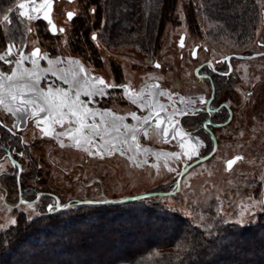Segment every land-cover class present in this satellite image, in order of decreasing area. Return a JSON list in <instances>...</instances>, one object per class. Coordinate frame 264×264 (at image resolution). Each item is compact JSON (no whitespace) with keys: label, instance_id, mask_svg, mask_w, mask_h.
I'll return each instance as SVG.
<instances>
[{"label":"rangeland","instance_id":"obj_1","mask_svg":"<svg viewBox=\"0 0 264 264\" xmlns=\"http://www.w3.org/2000/svg\"><path fill=\"white\" fill-rule=\"evenodd\" d=\"M26 2L27 0H14L12 6L0 15V32L3 34L2 42H0V54H6L7 46L9 45L14 46L12 49L14 53L17 49L31 53L36 47L40 48L42 54L47 52L49 55L60 56V54L68 55L73 52L72 49H68L67 44L70 42V35L75 21L68 22L65 14L68 11H74L78 14L77 18L81 16L82 0H53V21L56 26L63 27L66 31L64 33L57 32L55 35L50 34L47 37L44 36V33H39L35 19L29 21L20 17L19 12L21 10L18 5ZM199 2L197 0H176L174 12L176 21L165 26L160 39V46L153 54L146 55L143 51L135 48H110L98 38L97 41H91V43L96 51V57L101 58L100 61L104 64L103 68L99 69L89 65L87 60H83L84 58H93L98 61L82 39V42H78L77 46L78 53L83 58L81 62L87 66L89 72L93 74L101 73L105 79L110 80L108 64L109 61H114L121 65L124 80L130 77L134 78L136 82L144 77L146 79L159 78L160 72L163 73L167 70L164 66L160 70L155 66L152 69H148V63H153L154 60L160 61L162 65H170L176 71L177 55L182 52L177 46L181 34L185 35L187 45L199 42L214 53H226L239 48L240 45H233L226 38L209 36L210 27L207 26V21L202 14L203 5L201 2L199 4ZM131 3V0H122L119 6L125 8L124 12H127ZM187 3H191L195 7V29L190 28L186 19L184 5ZM257 3L260 13L259 21L252 38L241 46H248L255 38L264 37V18L262 17L264 14V0H257ZM198 6H200V11ZM237 6L235 3L228 4L225 11L231 12ZM4 15H10L11 25L3 22L2 18ZM117 15H119V19L123 18V14ZM103 22L105 23L104 20ZM103 22L100 26H103ZM29 28L32 31H28ZM91 32L92 36L93 34L97 35L98 31L93 29ZM91 36L90 40H92ZM17 56H12L14 61ZM148 60L150 62L146 63ZM28 64L29 66L25 63L23 67L31 69L30 61ZM39 68L43 70L41 67ZM54 69L58 74L61 71L57 67L52 70ZM166 81H170L169 72L166 73ZM40 86L42 87V83H40ZM1 106L3 109L0 111V118L9 125L16 124L19 128L20 136L16 141L19 147L17 152H23L24 156L21 157L19 154L14 156L20 164L18 169L12 167V160L9 158L5 157L0 160V235L14 228L19 217H24L27 221H30L44 215L46 202H52L55 199L49 196H42L37 199L34 195L35 191L53 193L59 201L66 203L70 200L79 201L85 199L119 200L127 196L150 191L169 192L176 188L177 173L180 172L185 160L179 155L176 142L160 141L153 134V128L148 131L147 135L144 134V131L140 132L143 126L140 128V144L143 147L139 148L132 140L131 133H127L120 125V133H123L127 138L123 154L119 151L108 152L105 150L103 157H101L95 154V148L92 149L94 154L89 155L85 151L87 146L75 147L67 136H57L55 134L66 131L67 125L65 128L53 125L55 133L52 136L43 137L40 129L36 126L34 118L30 119L28 114L22 113L16 117H20L21 122L15 123L13 120L15 116L10 119L12 114L7 111L6 104ZM72 126L73 128L77 127L75 124ZM108 129L109 138L116 136H113L112 127H108ZM86 134H89L88 130ZM5 140V138L0 139V155L3 149V141ZM94 140L97 144L102 143L99 136L94 137ZM147 145H153L151 150L150 147L146 148ZM247 159L248 166L246 169L250 176L256 169L255 159L252 157ZM17 171L20 187L24 193L22 194V199L26 201L37 199L31 204L36 212H40L39 216L28 208V204H17L18 188L15 177ZM216 171H211V167L208 166L190 169L180 180L179 189L176 193L147 197L140 201L150 205L158 204L166 209L180 212L202 230L206 229L207 225H211L213 220H221L223 222L227 219L229 221L227 224H235L234 222L240 219V213L245 206L250 205L253 201L260 200L255 197L253 188L242 184L238 174L234 178L227 173L219 171L215 173ZM3 187H6L8 191L6 196ZM15 203L17 204L16 206H11L15 205ZM41 209H43L42 212ZM261 215H264V212L257 211L255 216H250L245 212L244 223L255 222ZM12 220H15L16 223L12 224ZM89 226L90 224L79 225V229L84 232L83 228ZM164 236L167 235L164 234ZM97 239L100 241L91 243L96 250H103L110 246V241H106L105 237L103 239L98 237ZM23 247L24 244L19 245L18 251L23 249ZM139 247H141L139 243L133 246L134 250ZM107 250L109 251V249ZM233 250H235V246L231 247V251ZM247 255L250 256L249 249L243 252L241 257L244 258ZM105 256V253H97L91 258L93 263H97L98 259L101 260ZM4 262L0 256V264H4ZM49 262L45 264L57 263L51 259ZM10 264H23V262ZM240 264L245 263L240 261Z\"/></svg>","mask_w":264,"mask_h":264},{"label":"trees","instance_id":"obj_2","mask_svg":"<svg viewBox=\"0 0 264 264\" xmlns=\"http://www.w3.org/2000/svg\"><path fill=\"white\" fill-rule=\"evenodd\" d=\"M121 1L82 0V15L74 20L70 35L73 51L78 52V42L83 39L96 57L90 41L93 29L110 48H135L146 55L159 48L165 26L176 21V0H131L127 12L119 6ZM197 1L203 5L209 36L223 37L240 46L252 38L260 17L257 0ZM13 3L0 0V15ZM231 3L237 8L226 12ZM93 6L97 8L95 15L86 11ZM184 8L190 28L195 29V7L187 3ZM117 14H123V18ZM35 21L39 33L46 37L51 34L42 19ZM2 36L0 32V42ZM140 200L45 212L30 221L19 217L14 228L0 235V256L4 264H45L50 259L55 264H264V215L242 225L213 220L202 230L180 212ZM85 224L90 226L83 232L79 225ZM103 236L110 246L96 250L91 243ZM137 243L141 247L134 250ZM21 244L24 247L18 251ZM233 246L235 250L231 251ZM247 249L250 256L241 257ZM97 253H105L106 259L93 263L91 257Z\"/></svg>","mask_w":264,"mask_h":264},{"label":"flooded vegetation","instance_id":"obj_3","mask_svg":"<svg viewBox=\"0 0 264 264\" xmlns=\"http://www.w3.org/2000/svg\"><path fill=\"white\" fill-rule=\"evenodd\" d=\"M264 18V14L262 16ZM264 22V21H263ZM264 25V24H263ZM47 28V26H46ZM60 27L57 26V29ZM59 32V31H57ZM183 35L184 47H180V39ZM178 39L177 46L182 50L177 55L176 71L172 69L170 65H162L160 61L154 60L153 63L149 60L148 69H152L157 63L162 69L164 66L167 69L165 72H160L159 78L146 79L140 78L135 82L134 78H128L124 80L123 70L119 63L109 61V78L105 79L101 73L93 74L89 72L87 66L84 65L81 60V55L73 51L64 55H49L50 58L56 59L60 57L63 63L48 65L46 61H40L39 67L42 69H49L48 72L42 74V88L48 89V85L54 84L58 87L68 88V85L63 84L62 81L56 79L51 75L53 68L63 70L64 74L68 75V78H72V74L76 73L79 84L77 86L89 87L93 81L86 80L85 77H99L103 78L106 83L117 84L120 87L115 89H106L105 97H96L91 104H88L90 108H96L99 110H109L110 115L107 120V127H112L113 124L119 127L122 123L135 126L137 128L142 127V122H137L131 118V113L135 112L138 116L148 115L149 111H160L159 105L163 104L166 107L167 113H171L173 108L185 109L188 113L187 116L181 117V128L185 132H191L194 137H198L200 143L198 148L200 152L199 163L191 167L190 169L200 167H211V171L217 170L222 173H227L231 177L238 174V178L242 184L250 186L255 191V197L258 200H264V37L255 38L250 45L240 46L235 50H231L226 53H214L207 46L201 45L199 42L187 45L185 42V35L181 34ZM93 41V40H90ZM69 50L72 49L70 42L67 44ZM37 48V47H36ZM34 50V49H33ZM32 50V51H33ZM193 50L196 51V57L192 55ZM225 57L230 58L229 63H222ZM19 58V56H17ZM16 58V59H17ZM13 61L11 65L1 62L0 72L5 74V79L2 82L4 88L0 91L3 92L6 106L9 104L8 85L6 77L9 76L16 67L13 57H10ZM98 61L93 58H84L87 63L93 67L102 69L104 64L100 61L101 58L96 57ZM151 60V59H150ZM69 61H75L76 63H69ZM29 66L28 62H25ZM208 64H212L218 72L214 73L207 68ZM25 66V64H24ZM83 67L84 73H80L79 69ZM10 69V70H9ZM144 69V68H143ZM146 70V68H145ZM199 70V73L198 71ZM170 73V81H166V73ZM219 72H228V75H220ZM175 77V78H174ZM175 85V86H174ZM127 86L128 91H124V87ZM158 86V87H157ZM170 93L171 98L168 95H161V93ZM75 94L73 89L72 95ZM131 97V99H129ZM203 97L206 103L201 105L199 98ZM81 99L87 102L89 97L81 96ZM133 100L136 102L133 103ZM195 101L193 105L190 102ZM193 107L202 109L196 115H192ZM211 107L212 113L209 115L207 109ZM3 107L0 105V111ZM22 113L15 115L14 122H21L20 117L16 118ZM165 116V113H161ZM115 118H123L113 119ZM13 118V115L10 119ZM166 118V117H165ZM27 119V118H26ZM211 121V125L208 129H204L203 125ZM88 123H92L89 119ZM96 123H100V118L97 116ZM0 139L5 138L2 146V153L0 160L5 157L15 160L20 166L17 159L14 156L18 155L17 140L20 136L19 128L16 124H7L0 118ZM16 125L17 127H13ZM218 125H223L218 127ZM73 127V126H71ZM13 129V134H10L6 129ZM153 128L154 135L162 142H176L178 153L185 160L180 172L185 168V165L196 161L194 157L191 161L183 155L187 151V147L180 148L177 139H166L163 133L155 127V119L151 121V127L143 125L142 130H149ZM113 130V129H112ZM86 133V129L84 130ZM136 134V139L133 140L139 148H142L140 144L141 134ZM117 135L113 131V136ZM152 137V136H151ZM16 142V143H15ZM189 141L185 142L187 145ZM153 145H147V149ZM209 157L207 160L203 158ZM236 156L242 157L237 161L231 169L227 168V162ZM252 157L255 159L256 169L254 173L248 175L247 158ZM189 169V170H190ZM188 170V171H189ZM217 171L215 173H217ZM179 172V173H180ZM185 175V174H184ZM182 175L181 179L184 177ZM178 176V175H177ZM16 181L18 188V203L20 204L22 199L23 190L20 187L18 171L16 173ZM180 179V180H181ZM31 190V189H30ZM5 196L8 195L6 187H3ZM39 193H47L41 194ZM35 197L39 199L42 196H49L53 199L57 196L53 193L44 191H35ZM30 201L23 200L24 203H31ZM54 201L46 202L45 211H47V205L55 203ZM9 204V203H8ZM11 205L16 206L17 205Z\"/></svg>","mask_w":264,"mask_h":264},{"label":"snow or ice","instance_id":"obj_4","mask_svg":"<svg viewBox=\"0 0 264 264\" xmlns=\"http://www.w3.org/2000/svg\"><path fill=\"white\" fill-rule=\"evenodd\" d=\"M20 17L26 18L31 21L33 19H42L46 21V26L48 27V31L55 35L57 31L60 33H64L66 31L65 28L61 27L57 29L56 24L53 22V19L50 18V14L53 9V0H27L26 3H20L18 5ZM11 11V10H9ZM86 11H90L93 15L96 14L97 8L95 6L91 8H87ZM78 14L74 11H68L66 13L67 21L73 22L77 18ZM3 22L11 25L12 21L10 19V15H4L2 18ZM28 31H32L31 28ZM93 41H97L98 37L96 34L91 36ZM13 45L7 46V53L0 54V62L8 63L11 65L13 61L9 59L14 55H18L19 59L14 61L16 67L13 68L11 75L7 76L6 79L9 81L8 85V97L9 104L7 105V111L15 116L17 113H26L29 115V118L35 119L36 126L40 129L43 137L52 136L55 133V128L53 125H59L61 128H65L67 125V129L64 132L55 133L57 136H67L69 140H71L75 147H85V151L89 153V155H93L92 149L95 148L96 155H100L103 157L105 150L108 152L119 151L123 154L124 144L127 143V138L123 133H120V128L116 127L115 124L112 125L113 131L117 133L116 136L109 138V129L106 126L108 123L107 118L112 115L109 110H99L96 108L88 107V104L93 102V99L96 97H105L106 89H115L120 87L117 84H109L103 78L99 77H85L86 80H92L93 83L89 87L77 86L79 81L77 79L76 73L72 74V78L69 79L67 74L63 73V70L58 74L56 71H52L51 75L56 79L62 81L63 84L68 85V88L65 89L63 87L55 86L54 84H49L47 91L40 86L42 79V72L46 73L49 69L40 70L39 62L46 61L48 65L60 64L63 63L60 57H56V59H52L49 57V53H41L40 48H35L31 53H27L25 50L17 49L14 53L12 51ZM180 47H184L183 38L180 41ZM193 57H196V51L192 52ZM228 57H225L222 63H229ZM31 63V69L23 67L25 62ZM69 63H76L75 61H69ZM155 67L159 68L160 65L157 63ZM231 67L229 63V68ZM207 68L212 72H218L212 64H208ZM199 73V70H197ZM80 73H84L85 69L81 67L79 69ZM220 75H228V72H219ZM5 79V74L0 72V81ZM158 87V86H157ZM4 88V84L0 82V90ZM73 89H75V94L72 95ZM124 91L127 92V86L124 87ZM161 95H168L171 98L170 93H161ZM81 96L89 97L87 102L81 99ZM131 99V97H129ZM136 101L133 100V103ZM191 104H195V101H191ZM199 103L204 105L206 103H210L206 101L203 97L199 98ZM0 105H5V99L3 92L0 91ZM160 111H149L148 115L138 116L137 113H131V118L135 121L142 122L143 125H148L151 127V121L155 119V127L160 132L163 133V136L166 139H177L180 148L187 147V151L183 153L188 159L191 161L194 157L200 161V152L198 148V137H194L191 132H185L181 128V117H185L188 113L185 109L173 108L171 113H167L166 107L163 104L159 105ZM202 111V109H198L193 107L192 115H196ZM164 112L165 116H162L161 113ZM207 113L211 115L212 108L209 107L207 109ZM43 114V116H41ZM99 116L100 123H96V118ZM166 117V118H165ZM22 118V117H21ZM91 119L92 123H88V120ZM120 119L123 118H115ZM73 124L77 125V127H71ZM43 125V127H41ZM211 125V121L206 122L203 127L204 129H208ZM3 126V125H0ZM121 126L126 130L127 133H131L132 140L136 139V134L140 131L139 128L135 126H131L128 124H121ZM223 125H218V127H222ZM17 127L16 125L13 126ZM85 129L88 130L89 134L85 133ZM10 134H13V129H6ZM144 134L147 135V129H144ZM99 136L102 143L97 144L94 140V137ZM189 141L187 145L185 142ZM63 146V145H61ZM19 155L21 157L24 156L23 152H20ZM175 155V154H174ZM209 157L205 156L203 159L207 160ZM242 157L236 156L235 158L229 160L227 162V168L231 169L237 161L241 160ZM12 167L14 169H18L19 165L15 160L12 161ZM190 165H185L184 173H177L178 175H184L188 172ZM171 171V169H170ZM264 179V177H262ZM21 203H24L22 200ZM95 203L92 200H83L77 202L75 200H70L69 202H61L57 200L55 203L47 205V211L49 214L55 212H71L73 209H77L85 206H94ZM103 203H108V201H103ZM28 208L32 209V212L37 216L40 215V212H36L35 208H33L31 203H28ZM43 209H41V212ZM264 212V200L261 201H253L250 205L245 206L243 211L240 213V219H237L235 224L244 223V214L247 212L250 216H255L256 212ZM224 223H228L229 221L225 219ZM12 224H15L16 221L12 220Z\"/></svg>","mask_w":264,"mask_h":264},{"label":"water","instance_id":"obj_5","mask_svg":"<svg viewBox=\"0 0 264 264\" xmlns=\"http://www.w3.org/2000/svg\"><path fill=\"white\" fill-rule=\"evenodd\" d=\"M67 13V12H66ZM66 16V14H65ZM50 18L52 19V12L50 14ZM67 18V17H66ZM42 19V17L40 18ZM43 20V19H42ZM44 21V20H43ZM46 23V21H44ZM54 22V21H53ZM55 23V22H54ZM47 30H48V27H47ZM52 34V33H51ZM183 38V35H181V39ZM180 39V40H181ZM202 159H200L201 161ZM199 161V162H200ZM198 160L190 163V167H193L194 165H196L197 163H199ZM185 169V168H184ZM184 169L180 172V173H184ZM182 175H178L176 177V180H175V183H176V188L173 190V191H169V192H165V191H150V192H147V193H143V194H138V195H132V196H127V197H124L122 199H119V200H92L94 202H99V203H95V204H112V205H116V204H121V203H125V202H130V201H136V200H140V199H143V198H147V197H152V196H163V195H169V194H173V193H176L179 189V182H180V179H181ZM41 194H47V193H39V195ZM56 201L59 200L58 198H56ZM37 199H34L32 202H35ZM80 201H83V200H79L77 202H80ZM103 201H108V203H103Z\"/></svg>","mask_w":264,"mask_h":264}]
</instances>
